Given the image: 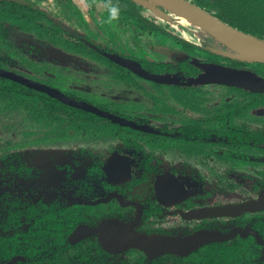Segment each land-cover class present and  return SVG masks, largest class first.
<instances>
[{
  "label": "flooded vegetation",
  "instance_id": "1",
  "mask_svg": "<svg viewBox=\"0 0 264 264\" xmlns=\"http://www.w3.org/2000/svg\"><path fill=\"white\" fill-rule=\"evenodd\" d=\"M22 1L0 0V9H5V3L23 6L38 11L39 20L32 24L34 30L23 28L27 33L22 31L20 36H16L19 26L5 21L0 49L10 51L5 54L9 60L18 58L19 69L0 58V70L56 90L91 109L67 104L0 75V97L5 99L0 103V148L5 142L0 264H127L125 257L134 251L139 253L140 264L162 257L183 264L185 258L208 248L216 256L222 253L220 264H264V207L249 205L264 197V185L252 181L249 186L244 177L234 175L244 174L256 160L264 162V94L215 82L193 83L204 74L197 62L248 70L262 78L264 64L227 59L222 43L197 26L210 38L203 41L206 57H200L196 45L146 17L144 7L133 0L136 5L125 8L121 0L102 1L179 48L151 46L153 59L120 53L58 23L35 0ZM187 1L256 38L195 0ZM21 36L25 39L16 47L14 41ZM50 45L81 57L89 69L77 70L64 61L59 65ZM106 54L137 62L150 75L167 79L143 77ZM185 62L192 68L186 69ZM57 72L72 79L64 86L63 82L53 86L49 82ZM78 77L82 79L75 80ZM5 81L19 85L11 88L18 90L17 96L7 92ZM156 86L172 89L164 98L167 110L157 109ZM122 105L135 106L126 110ZM252 150L260 152V158L250 155ZM220 168L232 175L230 181L222 182L225 193L242 187L255 190L254 194L238 201H216L219 192L215 187L205 188L203 174L216 175ZM245 205L249 209L234 215L212 212ZM109 220L130 224L146 236L185 238L210 232L229 238L205 242L180 256L163 253L150 258L132 246L111 253L104 249L98 231ZM222 220L231 226H217ZM244 229H251L260 241L252 233H238Z\"/></svg>",
  "mask_w": 264,
  "mask_h": 264
},
{
  "label": "rangeland",
  "instance_id": "2",
  "mask_svg": "<svg viewBox=\"0 0 264 264\" xmlns=\"http://www.w3.org/2000/svg\"><path fill=\"white\" fill-rule=\"evenodd\" d=\"M187 3H189L187 0H184ZM35 2L39 3V6L44 9L49 15H51L58 23L61 22L63 25H65L69 29L76 30L78 32L83 33L84 35L88 36L91 40L104 44L110 48H113L114 50L129 54L132 56H135L137 58H150L153 59V54L150 51V47L154 46L156 44H166L175 46L176 48H179L171 39H167L165 37H162L158 34H153L148 31V29L143 26L140 23H137L135 20L128 18L124 14H120L118 12V16L116 19H110L109 18V11L108 6L110 4L103 2L102 0H35ZM137 4L144 7V15L150 19H153L157 23H162L165 27H167L168 31H170L173 35L185 39L189 41L190 43L197 46V55L200 57H206L207 53L205 50L202 49V47L205 45L204 40L209 39L207 34L205 32H202L201 30L197 29L196 27H193L191 25L187 24H178L175 25L172 24L171 21H167L163 18H160L154 9L160 10L165 12L167 15H169L171 18L175 17V13L170 11V9L165 6V4H161L159 0H140V3ZM193 4V3H191ZM147 5V6H146ZM7 26L5 23V20H0V31ZM25 26L22 24H19V27L16 28V36H20L22 31L24 33L26 32L24 29ZM27 28V27H26ZM30 30H34L33 26L32 28H29ZM27 33V32H26ZM31 35H34L30 33ZM25 39L22 36L18 37L16 41H14V44L16 47L20 45V40ZM210 45H213V43H209ZM215 45V44H214ZM223 50L222 54H226L228 57L227 59H235L244 62V60H241L237 58L235 55H238L236 52L222 44ZM12 48V47H11ZM49 51L58 59V64L62 65V61H64L67 65L70 67L80 70L83 68L89 69L90 65L87 66V62L83 60L81 57L75 56L71 53H65L60 51L59 49L55 48L54 46L50 45L48 47ZM10 51L1 48L0 49V58H2L5 61H8L11 65L14 66V68H18L17 60L18 58L14 57L11 58V60L8 59L5 54L9 53ZM235 56V57H234ZM239 56V55H238ZM19 60L22 62V60H25L24 57H21V54L19 55ZM246 62V61H245ZM75 76V75H73ZM72 79V76L69 77L68 75H63L59 72L56 73V78L50 81L49 83L53 86H58L60 82H63V86L65 84V81H70ZM82 78H75V80H80ZM205 88V87H202ZM208 89H212L213 86H208ZM155 103L158 110H167L163 105L164 98L166 95H168L172 89L167 86H156L155 88ZM203 91V90H201ZM5 99L0 97V103L4 102ZM157 100V101H156ZM96 101V99H94ZM97 102V101H96ZM135 105H122L124 109H132ZM14 118H18V112L15 110L14 112ZM4 140V139H2ZM5 141V140H4ZM250 155L253 154L256 158H260L259 155H261L260 152L257 151H249ZM5 155V142H3V146L0 148V182L5 183V168L4 171L3 166L4 162L2 161V156ZM196 168H199V165L195 166ZM248 170V171H247ZM246 170L244 174H234L235 176H242L244 177L246 183L250 186L252 184V181H255V183H262L264 185V162L260 160H256L254 164H251L250 167ZM248 173V174H247ZM204 182H205V188L209 190L211 187L217 188V191L219 192L218 198L216 201L220 202H228V201H238L242 200L248 196L253 195L255 190H240L242 187L234 189V193H225L227 190L226 187H224V184L222 182H226L230 175L229 172H226L224 169L221 168L217 171L216 175L215 173H209L205 172L204 174ZM217 176V177H216ZM234 180V179H233ZM221 187L225 188L222 189ZM222 189V190H220ZM217 226L219 227H230L231 224L228 222V220H222L217 221ZM89 249L93 250L92 247H89ZM93 255L95 256V253L93 252ZM139 253L134 251L127 254L125 259H127V264H140L141 261L139 260ZM115 261H118V258L115 259ZM174 260L169 257H162L160 259H157L156 261L151 262V264H174ZM144 264H149L148 262H144Z\"/></svg>",
  "mask_w": 264,
  "mask_h": 264
},
{
  "label": "water",
  "instance_id": "3",
  "mask_svg": "<svg viewBox=\"0 0 264 264\" xmlns=\"http://www.w3.org/2000/svg\"><path fill=\"white\" fill-rule=\"evenodd\" d=\"M17 3L23 4L22 0H14ZM136 3H140V0H133ZM180 3H173L172 6H167L170 11L176 15L182 16L183 18L191 21L193 24L205 29L209 34L215 37L222 44H225L228 48L236 52L237 58L246 62H255L264 64V56L258 55H244L236 50V47L240 46L241 42L238 39L239 35L243 34L251 37L257 41H263L262 39L255 38L251 35L244 34L234 28H231L219 21L207 12L199 9L198 7L187 3L184 0H178ZM183 4H185L183 6ZM106 56L112 61L138 73L139 75L151 78L153 80L163 82L167 79L165 76L150 75L144 71L137 62L124 59L117 55L106 54ZM234 56V57H235ZM195 65L204 71V74L193 81L196 84L215 82L234 87L243 88L251 92L263 93L264 94V78L248 70H238L216 64L206 63H195ZM0 75L7 78L16 80L30 87H34L47 92L49 95L56 97L58 100L67 104H73L82 108H89L85 104L70 99L56 90L50 89L49 87L37 84L35 82L23 79L11 72L0 70ZM91 109V108H89ZM251 208L264 207V197L259 198L258 202L249 204ZM249 209V206H225L220 208H214V214H237L245 209ZM230 211V212H228ZM103 235L102 243L103 247L107 252H119L123 249L132 246L138 247L145 251L148 257L154 258L163 253H170L174 255H187L197 247L201 246L208 241H220L229 238L227 235H221L219 233L210 232H198L185 238L167 237V236H146L144 234L135 232L130 224H124L120 221L109 220L101 224L98 230ZM238 233L242 236L252 233L260 241V238L251 229L238 230ZM232 237V234H231Z\"/></svg>",
  "mask_w": 264,
  "mask_h": 264
},
{
  "label": "trees",
  "instance_id": "4",
  "mask_svg": "<svg viewBox=\"0 0 264 264\" xmlns=\"http://www.w3.org/2000/svg\"><path fill=\"white\" fill-rule=\"evenodd\" d=\"M111 1L114 2V0ZM195 1L199 6L205 7L208 11L214 12L218 18L235 27L237 26L243 32L256 35V38L258 39L264 38V0ZM130 5L135 6L136 4L132 1L130 2V0H121L120 6L123 8ZM130 14L133 16L135 15L132 12ZM39 16L40 13L38 11H31L26 7L10 3H5V9H0L1 20H5L14 26L22 24L25 28L27 27V29L32 28V24H35V20H39ZM184 65L186 69L192 68L187 62H185ZM260 72L264 75V72ZM12 86L17 87L19 85L11 83L10 81H5V87L9 88L7 92L15 93L14 95L17 96L18 90L11 89ZM221 256L222 253L216 256L215 251L208 248L202 251L201 254L195 253L192 256L185 258V263L183 264H220L222 261Z\"/></svg>",
  "mask_w": 264,
  "mask_h": 264
},
{
  "label": "bare ground",
  "instance_id": "5",
  "mask_svg": "<svg viewBox=\"0 0 264 264\" xmlns=\"http://www.w3.org/2000/svg\"><path fill=\"white\" fill-rule=\"evenodd\" d=\"M161 4H167L168 6H172L173 3H180L178 0H159ZM185 4H183L184 6ZM147 6V5H146ZM156 14L167 21H171L172 24H187L194 27H197V25L193 24L191 21L182 18V16L175 15L174 18H171L169 15L154 9ZM198 28V27H197ZM238 39L240 40L241 44L240 46L236 47V50L244 55H258V56H264V42L263 41H257L252 39L249 36L246 35H239Z\"/></svg>",
  "mask_w": 264,
  "mask_h": 264
},
{
  "label": "clouds",
  "instance_id": "6",
  "mask_svg": "<svg viewBox=\"0 0 264 264\" xmlns=\"http://www.w3.org/2000/svg\"><path fill=\"white\" fill-rule=\"evenodd\" d=\"M108 11H109V18L110 19H116L118 16L119 9L115 5H109L108 6Z\"/></svg>",
  "mask_w": 264,
  "mask_h": 264
}]
</instances>
